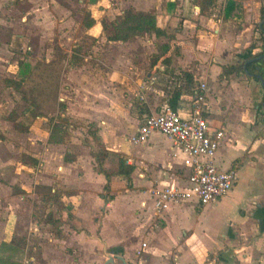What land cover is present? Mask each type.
<instances>
[{"label":"crops","instance_id":"obj_1","mask_svg":"<svg viewBox=\"0 0 264 264\" xmlns=\"http://www.w3.org/2000/svg\"><path fill=\"white\" fill-rule=\"evenodd\" d=\"M126 2L135 11L154 14L169 38L160 46L155 70L148 72V79L137 80L152 93L139 92L143 106L127 137L102 122L104 145L91 156L69 157V133L65 140L62 132L50 139L51 131L40 145L52 152L34 155L44 161V172L37 173L35 182L58 197L61 204L54 205L62 213L54 217L59 229L47 239L42 233L49 230L46 222L33 225L42 247L34 248L33 238L29 245L22 243L17 248L25 253L22 264H104L109 257L116 264L121 263L118 257L131 264H264V58L255 73L262 79L245 70L252 56L264 54V0H211L204 7L197 0ZM229 66L243 69L228 74ZM202 83L207 85L203 110L211 131H225L215 161L222 170L234 169L236 182L215 202L184 200L159 208L152 189L189 185L185 155L161 132L139 143L132 136L145 116L157 112L150 99L165 97L161 108L188 116ZM61 112L70 116L66 100ZM111 155L117 158L115 164L108 162ZM7 164L4 160L2 169ZM25 180L17 184L30 191ZM0 187L9 211L25 198L10 196L6 183ZM124 187L132 189L117 194ZM12 222L4 223L0 244L14 242Z\"/></svg>","mask_w":264,"mask_h":264},{"label":"rangeland","instance_id":"obj_2","mask_svg":"<svg viewBox=\"0 0 264 264\" xmlns=\"http://www.w3.org/2000/svg\"><path fill=\"white\" fill-rule=\"evenodd\" d=\"M130 7L126 0H0V183L10 186V196H25L9 211L6 195H0V232L12 219L14 239L1 240L0 264H22L25 253L17 248L29 238L34 248L42 247L34 236L40 233L33 227L37 222L45 221L49 229L42 230L44 239L59 229L58 197L35 182L44 161L34 155L51 154L40 146L50 132L69 133V157L91 156L102 148V122L127 137L143 106L139 92L152 93L137 80L148 79L169 38L144 32L128 41L111 40L115 23ZM65 100L68 118L61 112ZM150 101L154 111L167 102L165 97ZM116 160L111 155L108 162ZM24 178L30 191L17 184Z\"/></svg>","mask_w":264,"mask_h":264},{"label":"built area","instance_id":"obj_3","mask_svg":"<svg viewBox=\"0 0 264 264\" xmlns=\"http://www.w3.org/2000/svg\"><path fill=\"white\" fill-rule=\"evenodd\" d=\"M206 89V83H202L196 91L192 113L188 116L165 106L145 116L132 136V141L139 143L147 141L152 133L161 132L172 138L185 155L189 185L156 186L152 189L159 208L184 200H197L201 204L215 202L226 195L236 182V171L222 170L215 161L225 131H211L203 110Z\"/></svg>","mask_w":264,"mask_h":264},{"label":"trees","instance_id":"obj_4","mask_svg":"<svg viewBox=\"0 0 264 264\" xmlns=\"http://www.w3.org/2000/svg\"><path fill=\"white\" fill-rule=\"evenodd\" d=\"M197 1L200 5L204 7L205 3L211 0H197ZM211 3L212 2H210V4ZM91 22L92 21H90L87 25L91 26L92 24ZM146 31H150L158 37L167 35V33L164 30H162L157 26L156 16L154 14L128 9L124 12V15L122 17L118 18L117 22L114 25V33L111 35L110 39L115 41H128L130 38L141 35ZM263 47H264V42H263ZM262 55L263 52H261L258 55L252 56L249 59L247 69L250 73H254V74L259 73L257 69V65L259 60L264 58V56L261 57ZM242 69H243L242 66L241 67L229 66L226 67V72L230 74L235 71L236 72L240 71ZM262 76L264 77V74H262ZM11 82L20 85L21 81L17 82L12 80ZM178 98H179V94L175 95V100H177ZM38 107L40 108L41 106ZM55 134H58V129H55L53 131L51 139H53V135Z\"/></svg>","mask_w":264,"mask_h":264},{"label":"water","instance_id":"obj_5","mask_svg":"<svg viewBox=\"0 0 264 264\" xmlns=\"http://www.w3.org/2000/svg\"><path fill=\"white\" fill-rule=\"evenodd\" d=\"M261 29H263V24H261ZM264 30V29H263ZM264 55V54H263ZM262 55V56H263ZM259 59V58H258ZM245 70H247V64L245 65ZM254 76H258L261 79L263 78L261 75L259 74H254ZM118 260L121 262L120 264H131L128 261H126L123 257H118ZM104 264H116L114 257H109V259L104 263ZM208 264H215V261H212Z\"/></svg>","mask_w":264,"mask_h":264}]
</instances>
